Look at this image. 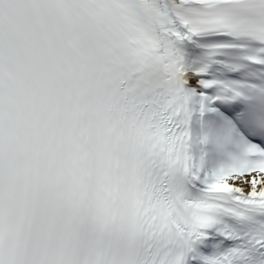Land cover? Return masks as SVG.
I'll use <instances>...</instances> for the list:
<instances>
[{
    "label": "snow or ice",
    "instance_id": "6c2138e0",
    "mask_svg": "<svg viewBox=\"0 0 264 264\" xmlns=\"http://www.w3.org/2000/svg\"><path fill=\"white\" fill-rule=\"evenodd\" d=\"M0 264H264V0H0Z\"/></svg>",
    "mask_w": 264,
    "mask_h": 264
}]
</instances>
